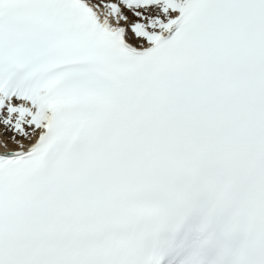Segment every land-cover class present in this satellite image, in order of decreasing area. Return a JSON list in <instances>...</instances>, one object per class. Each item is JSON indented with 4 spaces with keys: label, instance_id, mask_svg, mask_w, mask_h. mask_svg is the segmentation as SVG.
<instances>
[{
    "label": "snow or ice",
    "instance_id": "snow-or-ice-1",
    "mask_svg": "<svg viewBox=\"0 0 264 264\" xmlns=\"http://www.w3.org/2000/svg\"><path fill=\"white\" fill-rule=\"evenodd\" d=\"M0 264H264V0H0Z\"/></svg>",
    "mask_w": 264,
    "mask_h": 264
}]
</instances>
